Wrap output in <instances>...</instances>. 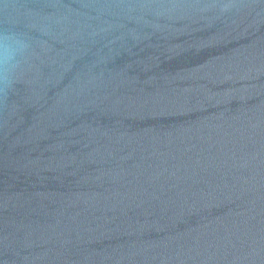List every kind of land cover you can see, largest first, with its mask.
Segmentation results:
<instances>
[{
	"label": "water",
	"instance_id": "1",
	"mask_svg": "<svg viewBox=\"0 0 264 264\" xmlns=\"http://www.w3.org/2000/svg\"><path fill=\"white\" fill-rule=\"evenodd\" d=\"M0 264H264V0H0Z\"/></svg>",
	"mask_w": 264,
	"mask_h": 264
},
{
	"label": "clouds",
	"instance_id": "2",
	"mask_svg": "<svg viewBox=\"0 0 264 264\" xmlns=\"http://www.w3.org/2000/svg\"><path fill=\"white\" fill-rule=\"evenodd\" d=\"M29 47L25 34L0 31V92L10 88L15 82L16 70Z\"/></svg>",
	"mask_w": 264,
	"mask_h": 264
}]
</instances>
